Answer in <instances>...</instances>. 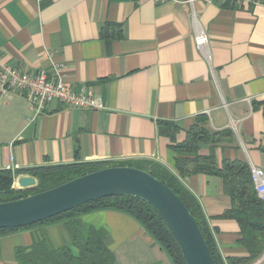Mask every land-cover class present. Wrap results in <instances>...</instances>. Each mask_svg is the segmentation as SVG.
<instances>
[{"label":"crops","instance_id":"crops-1","mask_svg":"<svg viewBox=\"0 0 264 264\" xmlns=\"http://www.w3.org/2000/svg\"><path fill=\"white\" fill-rule=\"evenodd\" d=\"M107 24L117 27L104 40L100 32ZM199 27L208 36L202 51L194 44ZM0 62L33 73L45 70L49 76L51 64H61L65 84L103 106L77 109L51 102L35 114L22 91L1 93L0 170L11 163L29 169L153 161L195 197L224 264L248 257L237 222L217 218L232 205L222 180L178 176L175 153L159 134L158 122L176 125L180 143L196 116L205 115L209 131L227 129L233 135L232 141L214 146L218 164L240 159L250 169L264 170L259 149L264 146V2L0 0ZM208 151L202 144L198 153ZM75 219L83 237L89 230L105 233L114 264H173L127 214L98 210ZM67 225L59 221L0 236V264H13L16 248L40 240L51 249L72 248ZM263 260L264 252L249 264Z\"/></svg>","mask_w":264,"mask_h":264},{"label":"trees","instance_id":"trees-1","mask_svg":"<svg viewBox=\"0 0 264 264\" xmlns=\"http://www.w3.org/2000/svg\"><path fill=\"white\" fill-rule=\"evenodd\" d=\"M264 2V0H257ZM117 25L107 24L100 32L101 38H110L108 30ZM119 32L117 33V36ZM117 37L116 35H114ZM205 115L196 116L195 122L186 130L184 141L177 143L175 135L179 128L171 122H158L161 136L168 138V147L175 153V170L180 177L204 174L217 176L222 180L223 189L231 199V207L217 218L235 220L240 228V243L248 251L246 258H231L227 264H249L264 252V201L256 194L252 174L247 162L240 159H222L218 164L214 146L224 141H232L230 130L209 131L205 124ZM208 145V153L200 155L199 147ZM264 153V146H259ZM129 166L144 170L166 184L182 200L197 223L214 264H224L215 245L211 229L195 197L182 185L177 176L166 168L149 160L126 162H76L61 165L39 166L11 171L0 170V202H7L35 194L70 179L92 171L111 166ZM28 174L34 177L37 185L31 189L13 188L14 177ZM98 210H114L129 215L138 221L154 238L158 245L169 255L173 264H186L175 239L160 218L156 210L144 200L129 196H110L99 198L79 205L69 211L47 218L36 224L21 228H0V236L37 225L67 221L71 247L51 249L44 240L34 243L29 248H16L13 264H114V255L104 243L105 233L89 230L83 237L75 223L76 217ZM261 264H264V260Z\"/></svg>","mask_w":264,"mask_h":264},{"label":"water","instance_id":"water-1","mask_svg":"<svg viewBox=\"0 0 264 264\" xmlns=\"http://www.w3.org/2000/svg\"><path fill=\"white\" fill-rule=\"evenodd\" d=\"M15 188L31 189L34 177L18 174ZM110 196H129L150 204L166 224L186 264H214L193 216L166 184L144 170L111 166L89 172L51 189L0 202V228H21L69 211L81 204Z\"/></svg>","mask_w":264,"mask_h":264},{"label":"built area","instance_id":"built-area-1","mask_svg":"<svg viewBox=\"0 0 264 264\" xmlns=\"http://www.w3.org/2000/svg\"><path fill=\"white\" fill-rule=\"evenodd\" d=\"M195 0H187L192 4ZM247 1L252 4L260 3L257 0H239ZM195 19V14L191 13ZM208 43V36L202 28H198L194 37L196 48L202 51ZM207 58V57H206ZM63 66L61 64H51L53 75L49 76L47 71L39 70L29 72L19 68L12 67L7 63L0 62V94L11 89H18L23 92L26 101L34 110L35 114L41 113L51 102H57L64 107L77 109L99 110L103 106L84 91L76 92L68 87L59 71ZM13 157L10 156V161ZM15 171L20 169L16 163H11L7 168ZM252 181L257 196L264 201V170L251 166Z\"/></svg>","mask_w":264,"mask_h":264}]
</instances>
